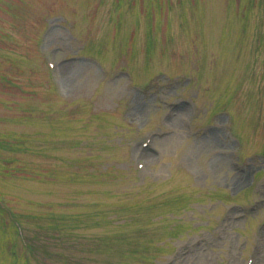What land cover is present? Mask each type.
Listing matches in <instances>:
<instances>
[{"label": "rangeland", "instance_id": "rangeland-1", "mask_svg": "<svg viewBox=\"0 0 264 264\" xmlns=\"http://www.w3.org/2000/svg\"><path fill=\"white\" fill-rule=\"evenodd\" d=\"M263 223L264 0H0V264H264Z\"/></svg>", "mask_w": 264, "mask_h": 264}, {"label": "bare ground", "instance_id": "bare-ground-1", "mask_svg": "<svg viewBox=\"0 0 264 264\" xmlns=\"http://www.w3.org/2000/svg\"><path fill=\"white\" fill-rule=\"evenodd\" d=\"M70 72L65 69V68H61L60 70V74L64 76V79H65V82L66 84L69 83L70 81ZM139 111V107L136 108L134 110V112H137ZM184 123H185V114L182 112H176L170 119V125L172 127V130H175V132H172L170 135H172L170 138L168 139H162L160 138L159 136L156 138V139H153V142L150 146H148L146 148V150H151L152 147H154L155 145H165L166 143L167 144H170V146H173V145H177L179 143V141L182 139L183 135L185 134V129H184ZM167 134V133H166ZM164 137V136H162ZM144 150L145 148H139L136 150V154L137 156H140L141 158H145L146 161L149 160V156L144 154ZM149 164V163H148ZM242 185V182L240 181L239 182V186ZM231 220H233V216L230 217ZM264 246L258 250V260L260 259V257L264 255ZM206 263H210L208 262V260H206L205 264Z\"/></svg>", "mask_w": 264, "mask_h": 264}]
</instances>
